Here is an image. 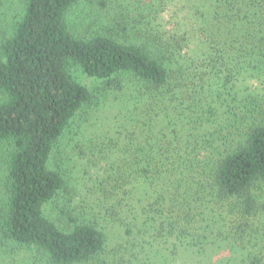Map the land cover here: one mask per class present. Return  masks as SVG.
Returning <instances> with one entry per match:
<instances>
[{"label": "trees", "instance_id": "16d2710c", "mask_svg": "<svg viewBox=\"0 0 264 264\" xmlns=\"http://www.w3.org/2000/svg\"><path fill=\"white\" fill-rule=\"evenodd\" d=\"M76 3L25 0L0 35V264H109L114 229L136 243L135 261L149 239H174L173 260L210 240L259 245L264 0H182L174 16L166 0H122L88 37L70 28ZM111 90L124 120L114 137L78 138L88 188L75 200L51 163L80 111ZM245 251L230 264H264Z\"/></svg>", "mask_w": 264, "mask_h": 264}, {"label": "rangeland", "instance_id": "374dc122", "mask_svg": "<svg viewBox=\"0 0 264 264\" xmlns=\"http://www.w3.org/2000/svg\"><path fill=\"white\" fill-rule=\"evenodd\" d=\"M122 1V0H121ZM120 0H77L76 5L72 9L68 16V22L71 30L79 36L88 37L93 34L104 30L109 16L116 14L115 7L121 2ZM171 11L169 16H174V10H180V7L184 5L182 0H166ZM170 3V4H169ZM25 0H0V35L7 36L12 33V25L20 18ZM74 76L83 85L88 87L91 91H95L101 85L100 81L89 78L80 71L74 72ZM127 107L123 105L121 99L119 100L118 92L108 91L107 96L101 99L99 106H85L72 126L63 137L60 145L54 155L53 166L57 168L61 167L69 177L71 187L74 190L70 191L71 196L75 200L83 197V194L87 192L88 186H83L84 173H83V155L77 149L76 144L79 139L82 140V144H87L88 138L99 137H114V128L124 120L122 115L123 111ZM175 120V119H174ZM131 124V123H130ZM88 137V138H87ZM79 138V139H78ZM89 142V141H88ZM87 146V145H83ZM86 152H89L86 151ZM80 153V155H79ZM97 153V152H96ZM98 155H101L98 153ZM78 196V197H77ZM63 200V199H62ZM55 202L47 211V214L52 218L58 216L59 202ZM80 206V205H78ZM108 242L106 245V251L101 255V259L105 260L109 264H118V260H122L120 264H230L229 260L232 258H240L245 250H232L233 243H221L214 240L208 241L205 245L189 246L188 250L181 249L173 260L170 250H166L168 247L174 245L175 240L166 238L163 240L149 239L148 242L143 243L146 250L149 252L146 259L139 256V259L135 261L132 256L136 251L139 252L137 247L134 250L136 243L129 242V239L124 235L122 231L114 229L107 233ZM246 237V243L248 240H254V238ZM211 241H213L211 243ZM255 242L259 245L252 246L247 243L246 252H251L253 255H259L264 257V240L262 237L258 238ZM122 248V252L119 251ZM138 255V254H137ZM19 264H30L28 257H19Z\"/></svg>", "mask_w": 264, "mask_h": 264}]
</instances>
